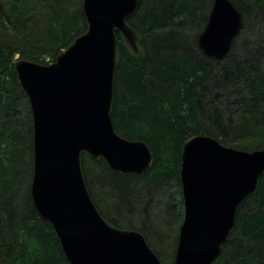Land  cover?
<instances>
[{"label":"trees","instance_id":"16d2710c","mask_svg":"<svg viewBox=\"0 0 264 264\" xmlns=\"http://www.w3.org/2000/svg\"><path fill=\"white\" fill-rule=\"evenodd\" d=\"M83 1L0 0V264H69L56 231L33 204V116L14 61L17 53L54 61L87 30ZM214 1L140 0L127 18L140 33L138 52L117 32L111 116L121 136L147 143L151 166L142 175L125 174L103 158L82 155L88 190L104 218L115 227L141 231L167 264L174 262L184 220L185 141L205 134L239 149L264 148V36L245 58L233 49L251 19L264 32V0H231L243 15V27L221 59L198 43ZM147 189L154 193L148 203L135 206L136 191ZM138 212L143 218L135 227ZM213 264H264V173L239 206L235 228Z\"/></svg>","mask_w":264,"mask_h":264},{"label":"water","instance_id":"95a60500","mask_svg":"<svg viewBox=\"0 0 264 264\" xmlns=\"http://www.w3.org/2000/svg\"><path fill=\"white\" fill-rule=\"evenodd\" d=\"M140 0H84L87 30L50 63L14 61L34 126L31 196L38 214L59 237L69 264H167L144 234L113 226L85 181L82 155L110 169L142 175L153 162L146 142L115 129L117 32L138 52L140 33L127 20ZM243 15L231 0H215L200 48L217 59L231 49ZM264 173V148L244 150L196 134L183 145L184 220L173 264H213L235 228L239 206Z\"/></svg>","mask_w":264,"mask_h":264},{"label":"rangeland","instance_id":"374dc122","mask_svg":"<svg viewBox=\"0 0 264 264\" xmlns=\"http://www.w3.org/2000/svg\"><path fill=\"white\" fill-rule=\"evenodd\" d=\"M35 16H37V15H35ZM43 19H44L43 16L41 17L40 15H38V18L35 19L36 24L38 26L41 25L39 27V29H41L42 31L45 29V25H44L45 22L43 21ZM249 23H250L249 28H247V30L242 33V35L238 38L237 43L235 44V48H233L234 52H236L237 54H239L240 56H242L244 58L246 57V50L247 49L252 50V48H254L256 46L255 43L261 42L260 35L262 34L264 36V32H263V29H262V26L260 23H258L255 19H251ZM249 38H251L252 41H251V43L247 44V40ZM17 57H21V55L19 53H17L15 58H17ZM45 58H46V60H49L50 56L45 55ZM208 99H206L205 101H207ZM152 194H154V193L150 189H147L146 191H144V193H142L139 190L136 191V194H134V197H133V204L135 206L139 205V207L143 208L145 206V204L148 203V200L152 197ZM155 206L159 207L157 205V203L154 202V206L151 207V210H150L151 211V217L154 220H155V217H153V216H154V213H156V211H157V208L155 209ZM142 218H143L142 212H138L135 215L134 220H133V222L136 225L135 227H138V224Z\"/></svg>","mask_w":264,"mask_h":264}]
</instances>
